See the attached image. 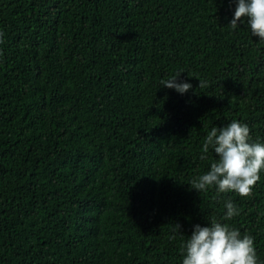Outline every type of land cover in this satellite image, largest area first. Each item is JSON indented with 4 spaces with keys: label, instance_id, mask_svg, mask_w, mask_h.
Masks as SVG:
<instances>
[{
    "label": "trees",
    "instance_id": "1",
    "mask_svg": "<svg viewBox=\"0 0 264 264\" xmlns=\"http://www.w3.org/2000/svg\"><path fill=\"white\" fill-rule=\"evenodd\" d=\"M237 2L0 0V264H182L210 219L264 264V169L250 197L188 184L213 127L264 143V41ZM177 72L187 93L161 86Z\"/></svg>",
    "mask_w": 264,
    "mask_h": 264
},
{
    "label": "clouds",
    "instance_id": "2",
    "mask_svg": "<svg viewBox=\"0 0 264 264\" xmlns=\"http://www.w3.org/2000/svg\"><path fill=\"white\" fill-rule=\"evenodd\" d=\"M245 21L252 35L264 41V0H238L230 25L236 29ZM181 73L162 79L161 86L175 89L180 94L187 93L192 85L179 79ZM197 78L199 87H204V81ZM210 148L218 159L211 163L208 172L188 183L190 188L200 194L214 187L217 195L234 191L241 197L252 196L264 169V143L252 140L246 123L232 120L224 127H213L208 132L203 141L201 160L207 159ZM224 207L227 209L224 220L240 215V208L231 199L224 202ZM209 221L207 226L199 223L193 226L194 230L182 245V264H257L252 236H241L239 229L216 219ZM181 228L179 223L175 224V230L183 233Z\"/></svg>",
    "mask_w": 264,
    "mask_h": 264
}]
</instances>
